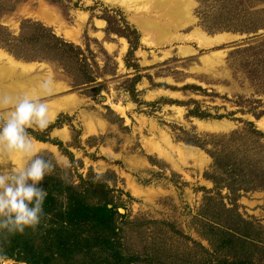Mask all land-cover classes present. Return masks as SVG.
I'll list each match as a JSON object with an SVG mask.
<instances>
[{"label": "rangeland", "instance_id": "obj_1", "mask_svg": "<svg viewBox=\"0 0 264 264\" xmlns=\"http://www.w3.org/2000/svg\"><path fill=\"white\" fill-rule=\"evenodd\" d=\"M62 1L26 0L0 19L14 36L22 21L42 23L59 38L81 47L89 64L91 53L100 70L107 63V74L97 79L103 88L91 97L88 88L73 89L69 77L54 63L16 59L0 46L14 61L35 65L32 72L27 71L29 75L20 69L9 78H0V94L22 97L38 92L45 76L51 75L54 81V91L42 99L49 107V126L58 125L46 133L52 143L34 139L35 147L46 158L61 153L72 166L57 168L42 186L54 179L78 186L101 175L98 181L106 184L108 199L119 214L117 245L125 257L138 254L141 260L135 264H195V244L210 248L204 238L208 234L199 225L204 221L205 192L213 189L204 177L212 160L203 149L183 142L182 131L199 137L227 135L249 122L264 134V114L256 119L248 111L264 112V93L260 92L264 89V26L250 30L245 19L241 21L243 13L245 17L249 13L234 16L231 12L251 9L259 12L252 19L264 24V0H185L188 3L180 10L172 6L153 10L141 0L124 4L79 0L74 9L76 0ZM90 7L95 8L94 16L87 10ZM105 8L120 11L139 33L132 62L138 64L142 78L135 86V99L123 90L125 81L134 76V70L124 64L128 44L114 34L106 36V22L96 17ZM140 20L158 23L159 29L144 33ZM199 34L218 40L201 45ZM9 68L6 59L0 60V71ZM188 111L210 117L196 118ZM2 119L6 114L0 111ZM58 142L60 146L55 145ZM0 165L8 166L7 157L0 158ZM220 195L227 196V191L221 190ZM85 197L94 203L99 195L90 192ZM236 206L242 219L252 223L264 239V191L240 194ZM52 220L41 218L45 228L38 225L29 231L34 245L46 256L53 252L47 232ZM262 245L258 249H264ZM155 254L160 261L145 260ZM258 255L264 264V250ZM106 260L105 255H86L76 257L73 264H104ZM0 264L24 263L0 257Z\"/></svg>", "mask_w": 264, "mask_h": 264}, {"label": "trees", "instance_id": "obj_2", "mask_svg": "<svg viewBox=\"0 0 264 264\" xmlns=\"http://www.w3.org/2000/svg\"><path fill=\"white\" fill-rule=\"evenodd\" d=\"M24 1L26 0H0V19L12 13ZM47 1L54 4L63 2L62 0ZM78 3L79 0H76L72 8H78ZM87 10L94 16V7ZM231 12L234 16L242 12L249 13L246 17L243 13L241 21L245 19V23H248L246 27L250 26V30L264 26L263 23H256L252 19L253 15L259 12L253 13L251 9H243V11L232 9ZM96 17L106 22V36L114 34L118 38L125 39L128 44L124 64L127 69L134 70V76L125 81L123 90L135 99L137 94L135 86L142 78L138 64L132 62L134 52L139 46V33L118 10L105 8L103 14ZM0 46L16 59L54 63L69 77L73 89L88 88L89 91L86 92H90L91 97L99 94L103 88L97 79L107 74L105 68L107 63L100 70L94 61L95 58L93 59L94 56L86 49L91 53L92 63L89 64L81 47L59 38L42 23L22 21L17 36L12 35L0 24ZM260 92L264 93V89ZM236 104L241 107V101ZM248 111L256 119L264 114L263 111L255 113L254 109ZM188 114L196 118L210 117L196 111H188ZM216 118L220 119L222 116ZM57 125L58 122L42 132L38 130L33 132L31 129L29 132L37 141L52 143L46 133ZM243 125L242 130L227 135L199 137L182 131L183 142L203 149L212 160L209 171L204 177L213 183V189L205 192L201 212L204 221L201 220L199 225L208 234L204 238L210 248L205 249L200 244H195L193 250L195 264H262V257L258 254L264 249L258 248L260 243L264 244V239L252 223L242 219L237 211L236 200L242 193L264 191V134L252 123L243 122ZM55 145L60 146L61 143ZM100 177L102 176L94 177L93 180L89 178L78 186L60 179H54L43 186L48 195L44 201L46 215L42 218L53 219L50 221L52 226L47 230L51 233L48 235V247L50 251L53 250L49 256L34 245L33 238L29 234L32 229H26L22 234L0 235V257L24 264H73L76 257L86 255H99V257L105 255L107 260L103 261L104 264H135L140 261L141 257L138 254L125 257L117 245L116 215L119 214L111 199H108L106 184L99 183ZM223 189L227 191L225 197L220 195ZM212 191L215 192L214 196L207 195ZM90 192L99 195L94 203L86 200L85 196ZM223 199H227V203H224ZM41 227L45 228L44 225ZM86 228L93 229V232L85 231ZM262 246L264 248V245ZM145 260L160 261V257L155 254Z\"/></svg>", "mask_w": 264, "mask_h": 264}, {"label": "clouds", "instance_id": "obj_3", "mask_svg": "<svg viewBox=\"0 0 264 264\" xmlns=\"http://www.w3.org/2000/svg\"><path fill=\"white\" fill-rule=\"evenodd\" d=\"M38 92L22 97L0 94V158L7 157L8 166L0 165V235L22 234L35 229L45 216L47 191L42 186L46 176L57 168L72 165L68 158L56 152L51 158L40 155L35 147L33 131H44L51 115L42 99L54 91L51 75L38 84Z\"/></svg>", "mask_w": 264, "mask_h": 264}, {"label": "bare ground", "instance_id": "obj_4", "mask_svg": "<svg viewBox=\"0 0 264 264\" xmlns=\"http://www.w3.org/2000/svg\"><path fill=\"white\" fill-rule=\"evenodd\" d=\"M109 1V0H108ZM120 3L124 4V3H127V0H118ZM140 2V1H138ZM141 2L145 3L146 6H149L150 9H153V10H158V9H162V8H165L167 6H172V7H175L176 9H183L182 7H184L186 5V2L185 3V0H141ZM135 4V3H134ZM129 9V8H128ZM140 9V8H139ZM186 9V8H185ZM170 10V8H169ZM174 11V10H173ZM169 12V11H168ZM181 14V13H180ZM182 15V14H181ZM181 17V16H180ZM137 19V18H136ZM176 19V18H175ZM142 21V20H140ZM158 25V23H157ZM156 25V23L152 22H147V21H142L141 22V25H140V28L142 29V31L144 33H148L149 31H152V30H158V26ZM198 39H199V42L201 45H208L209 43H213L214 45V42L216 40H207V38H205L204 35L202 34H199L197 35ZM224 38V37H223ZM145 40V39H144ZM215 42V43H216ZM3 59H6L8 64L10 65V68L8 69V71H0V78H9L10 75H15V72H17V70L20 71V69L23 71V72H27V71H31L33 70V68L35 67V65H25V64H21V63H18L16 61H14L12 58L8 57L6 54H4L2 51H0V60H3ZM2 62V61H1ZM6 67V66H4ZM9 67V66H7ZM32 72V71H31ZM18 73V72H17ZM28 73V72H27ZM29 75V73H28ZM19 76V75H18ZM21 76V75H20ZM16 77V76H15ZM23 77V76H22ZM20 78V77H19ZM17 78V79H19ZM15 80V79H14ZM13 80V81H14ZM4 82V81H3ZM2 90V89H1ZM118 110V109H116ZM117 112V111H116ZM160 149V148H159Z\"/></svg>", "mask_w": 264, "mask_h": 264}, {"label": "water", "instance_id": "obj_5", "mask_svg": "<svg viewBox=\"0 0 264 264\" xmlns=\"http://www.w3.org/2000/svg\"><path fill=\"white\" fill-rule=\"evenodd\" d=\"M119 213H122V210H119Z\"/></svg>", "mask_w": 264, "mask_h": 264}]
</instances>
